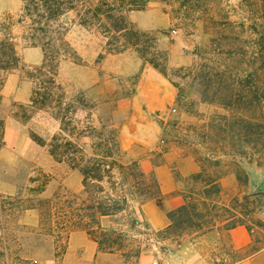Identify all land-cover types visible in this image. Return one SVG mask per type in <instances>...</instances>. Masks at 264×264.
I'll list each match as a JSON object with an SVG mask.
<instances>
[{
    "label": "rangeland",
    "instance_id": "1",
    "mask_svg": "<svg viewBox=\"0 0 264 264\" xmlns=\"http://www.w3.org/2000/svg\"><path fill=\"white\" fill-rule=\"evenodd\" d=\"M240 1L192 0L180 11L172 0L169 5L150 3L130 15L136 28L150 35L146 44L152 47L149 57L163 61L168 73L194 66L206 57L211 33L203 30L204 19H209L217 42L213 49L228 45L223 51L235 52V57L225 62L232 73L244 68L241 65L249 54L253 58L261 54L254 64L260 73L256 88L250 89L249 100L232 109L204 102L197 93L181 97L174 87V83L180 86L178 78L173 77L172 83L134 52L107 54L105 40L71 24L66 39L81 60L66 59L58 67L57 81L63 92L59 117L64 122H52L51 126L41 111L29 106L32 84L25 77L41 63V49L26 45L18 28L14 29L21 65L5 76L2 89L0 264H196L197 260L199 264H233L264 248V0H247L243 5ZM20 8L21 0H0V23L7 17L14 21ZM100 54L102 58H98ZM215 67L212 78L217 79L209 97L216 91L212 98L220 101L231 86L234 91L244 88L231 81L228 86L220 82L219 70L223 68L218 63ZM254 96L259 100L253 105L249 101ZM57 105L49 112L53 116L59 113ZM32 133L40 136L44 145L33 142ZM55 134L75 142L87 154L102 138L119 140L124 161L139 160L143 172L166 164L169 176L164 189L175 183L179 190H198L201 184L188 183L187 178L200 166L206 180L217 181L220 192L207 198L193 195L189 200L194 207L192 223L182 224L176 235L158 232L150 224L151 219L162 223L165 211L177 205L178 198L174 201L166 195L161 207H147L142 220L148 222L146 227L127 230L103 220V227L127 230L124 239L113 236V252L95 249L85 233L76 230L61 251L52 237L33 233L39 221L37 211L21 212L17 207L18 196L35 194L31 189L43 188L41 197L80 191L81 176L49 154V138ZM233 221L244 227L251 239L242 248H235L227 237ZM185 228L189 230L182 232ZM90 246L96 250L95 256Z\"/></svg>",
    "mask_w": 264,
    "mask_h": 264
},
{
    "label": "trees",
    "instance_id": "2",
    "mask_svg": "<svg viewBox=\"0 0 264 264\" xmlns=\"http://www.w3.org/2000/svg\"><path fill=\"white\" fill-rule=\"evenodd\" d=\"M170 1L172 0H21L17 18L13 21L11 17H7L0 23V149L4 146V119L1 116V105L5 76L21 65L15 42L16 36L13 35L16 27L19 38L26 45L41 49V63L31 71H27L25 77L32 84L29 106L33 110L41 111L51 126L52 122L60 124L64 122L63 117H59L63 92L57 81L58 67L61 61L66 59L74 63H80L81 60L66 39L71 24H76L105 40L104 47L107 49V54L134 52L143 63L159 70L172 83L173 77L178 78L180 86L179 83H174V87L181 97L197 93L201 95L202 101L216 102L229 109L244 99L249 100L252 93L250 89H255L259 80L260 73L254 64H258L255 59L261 54L257 58L249 54L248 61L241 65L244 68L232 73L225 62L233 59L235 52H224L222 48L228 45H219L213 49L217 42L213 37L209 19L202 20L206 27L203 30L206 33L210 32L211 37L205 51L206 57L201 59V63L178 68L175 70L176 73H168L163 61L158 63L156 59L149 57L151 55L149 50L152 47L146 44L151 39L150 35L138 30L131 21L130 15L146 9L150 3L169 5ZM175 1L179 4L180 11L181 8L189 7L192 3V0ZM246 1L241 0L240 5L245 4ZM223 32L225 31L220 33L221 36ZM102 56L100 54L98 58ZM250 58L253 61H250ZM217 63L223 68L219 70L220 82H225L228 86V81H231L235 86L244 87L234 91L231 86L230 91L226 92L228 95L220 101L214 99L215 97L212 98L216 91H213L209 97L212 82L217 79L212 78ZM196 85L200 86L201 90L197 89ZM257 100L259 99L254 96L249 103L254 105ZM55 104H58L59 113L56 112L53 116L49 112L53 111ZM59 130L65 132L62 127ZM30 137L36 144L44 145V140L37 134L32 133ZM49 154L55 161L66 163L69 170L81 176V190L77 193L58 191L51 197H41L43 188L31 189L35 194L27 197L18 196L17 207L21 212L36 210L39 221L33 233L37 236L52 237L56 248H60L61 251L64 250L69 235L76 230L84 232L95 242L99 251L111 253L114 250L113 244H116L112 239L113 236L124 239L127 237V230H134L143 225L146 227L144 221L136 215L141 211V206L149 201H155L161 207L167 197L174 201L178 198L181 201L165 211L169 223L164 232H172L176 235L182 224L190 226L192 223L190 214L194 207L189 200L193 199V195L200 193L207 198L210 194L220 192L217 181L206 180L203 176L204 170L199 168L187 178L188 183L201 184L198 190L191 192L185 187V190L178 189L164 197L153 171L143 172L137 160L124 161L125 154L117 139L111 142L102 138L87 154L83 147L61 137L60 134H55L49 138ZM231 160L233 164L236 162L235 158ZM104 217L109 218L111 223L126 227L127 230L103 227ZM112 218H115L114 222ZM118 219H122V223L117 222ZM53 223H59L60 227L54 229ZM236 226H239V223L233 221L228 230ZM186 230L188 231L189 228L181 229L182 232Z\"/></svg>",
    "mask_w": 264,
    "mask_h": 264
},
{
    "label": "crops",
    "instance_id": "3",
    "mask_svg": "<svg viewBox=\"0 0 264 264\" xmlns=\"http://www.w3.org/2000/svg\"><path fill=\"white\" fill-rule=\"evenodd\" d=\"M119 146H120L121 150L123 151L120 142H119ZM137 161L140 164L139 160H137ZM198 170H199V167L194 169V170H192L189 173V176L191 174L197 172ZM152 171L154 172V175H155V177H156V179L158 181L159 189H160V192H161L162 195H164V196L168 195L169 196L171 193H173L174 191L178 190V188L175 187V183L171 187H169L168 189H164L165 180H166L167 176H169L166 164L162 165V164L159 163V164L154 166ZM81 182H82V178H81ZM81 188H82V185H81ZM164 190H166L165 192L167 194H164ZM151 204H156L157 205L158 203L155 202V201H149V202L145 203L144 205H142L141 206V211L136 214L138 216V218H141L142 220H144V215L146 214L147 207H149ZM158 209L161 210L159 207H158ZM106 219L109 220V218H107V217L102 218V222H103V220H106ZM144 222H145V225L148 226V222L147 221H144ZM158 223L159 222H156V221H154L152 219L150 220V224L153 225L154 228H156L155 229L156 231L159 232V231L164 230L168 226V223H169L168 219L166 218V215H165V219H163V222L159 223V224ZM154 224H156V225L158 224V226H155ZM227 237L232 241V244L234 245L235 248H242V247L248 245L250 243V241H251L246 229L244 227H242V226H237V227H235L233 229L228 230L227 231ZM89 242L94 244V246H95L94 248L95 249L98 248L95 242H93L90 239H89ZM90 253H92V256L96 253V250L91 249V246H90ZM196 264H199L198 260H197ZM233 264H264V248L249 254L248 256L242 258L241 260H239V261H237V262H235Z\"/></svg>",
    "mask_w": 264,
    "mask_h": 264
},
{
    "label": "built area",
    "instance_id": "4",
    "mask_svg": "<svg viewBox=\"0 0 264 264\" xmlns=\"http://www.w3.org/2000/svg\"><path fill=\"white\" fill-rule=\"evenodd\" d=\"M49 264H54L52 261Z\"/></svg>",
    "mask_w": 264,
    "mask_h": 264
}]
</instances>
